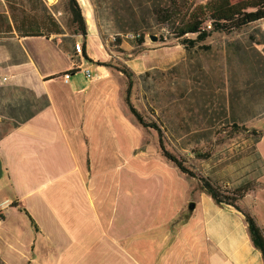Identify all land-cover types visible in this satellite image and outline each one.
Segmentation results:
<instances>
[{
  "label": "crops",
  "instance_id": "crops-1",
  "mask_svg": "<svg viewBox=\"0 0 264 264\" xmlns=\"http://www.w3.org/2000/svg\"><path fill=\"white\" fill-rule=\"evenodd\" d=\"M13 28L0 35V113L11 125L0 136L4 261L264 264L245 215L165 158L159 136L130 112L126 76L93 55L95 31L64 46ZM74 58L93 78L76 70L65 80ZM17 108L26 113H10ZM255 128L264 130L261 119ZM256 149L264 161V133ZM258 182L240 205L264 231V174ZM10 214L26 224L28 239L11 233Z\"/></svg>",
  "mask_w": 264,
  "mask_h": 264
},
{
  "label": "rangeland",
  "instance_id": "rangeland-1",
  "mask_svg": "<svg viewBox=\"0 0 264 264\" xmlns=\"http://www.w3.org/2000/svg\"><path fill=\"white\" fill-rule=\"evenodd\" d=\"M52 1L13 0L11 10L6 0H0L1 29L11 25L0 35L11 36L14 26L23 28L31 22H36V29L46 34L54 19L62 33L50 36L57 37L64 46L85 41L74 31L68 0ZM79 1L88 29L96 33L99 52L93 55L99 63L117 71V67L127 66L134 72L132 102L148 120L162 127L170 151L227 189L244 180L255 181L264 173L255 154L259 137L251 132L260 119L264 123V91L254 69L264 47V21L230 34L215 33L202 43L211 47L206 49L187 48L167 28L150 19L135 31L144 35V42L140 43L138 38L127 39L128 31L117 29L109 1ZM256 1L187 0L177 7V13L185 20H205L210 14L242 9ZM154 35L156 41L152 39ZM26 100L30 103L33 98L26 96ZM10 113L26 111L17 108ZM6 121L0 113V136L10 130ZM148 130L152 136L158 135L157 131ZM5 197L4 190L0 200ZM11 228L15 237L28 239L29 230L17 215L11 218ZM0 264L10 263L0 256Z\"/></svg>",
  "mask_w": 264,
  "mask_h": 264
},
{
  "label": "trees",
  "instance_id": "trees-1",
  "mask_svg": "<svg viewBox=\"0 0 264 264\" xmlns=\"http://www.w3.org/2000/svg\"><path fill=\"white\" fill-rule=\"evenodd\" d=\"M111 3L112 15L119 31H133L141 29L142 22L148 23L150 19L156 20L163 27L167 28L171 34L179 39L187 48H194L202 46L210 49L211 47L203 45L209 37L215 33L230 34L241 30L247 26L264 21V0H257L254 4L248 5L242 9L223 10L213 14L205 20H185L179 18L177 7L187 3V0H107ZM11 10L13 7V0H6ZM68 11L71 15V22L75 27V33L81 34L85 39L88 36V24L83 7L79 0H68ZM14 16V14H13ZM15 18V17H14ZM15 21L16 18H15ZM36 22L25 24L22 31L27 35H45L36 28L39 25ZM41 25V24H40ZM44 27V25H42ZM11 28V25H8ZM17 30L20 29L16 27ZM46 35L61 34V26L52 19V27L46 28ZM140 43L144 42V35L138 37ZM264 44V43H263ZM86 54V51H85ZM88 60L89 57L85 55ZM260 60L256 61L254 69L257 71V79H259L260 87L264 91V47L260 52ZM105 65L104 63H99ZM117 69L125 74L128 80L126 90V103L130 112L134 115L136 120L147 129L157 131L159 136V148L162 155L169 161L173 162L184 174L195 178L200 183L202 190L210 194L218 204H227L234 206L237 210L242 212L249 226V231L254 245L262 252L264 257V231L259 225L256 217L248 210L240 205V201L247 193L258 187V179L264 173L259 174L255 181H243L233 189L223 188L216 185L213 180L191 167L188 162L180 155L174 154L165 144L164 131L162 127L153 120H148L140 110L132 102V93L134 88V72L127 66L117 67ZM251 132L260 137L264 130L252 129ZM256 156L264 167V161L256 149ZM28 264H31L30 262Z\"/></svg>",
  "mask_w": 264,
  "mask_h": 264
},
{
  "label": "built area",
  "instance_id": "built-area-1",
  "mask_svg": "<svg viewBox=\"0 0 264 264\" xmlns=\"http://www.w3.org/2000/svg\"><path fill=\"white\" fill-rule=\"evenodd\" d=\"M125 37L127 39H136L138 37H140V33L137 32H133V31H128L125 33ZM75 49H76V53L78 55H81L83 52V46L81 43H76L75 45ZM76 70H80L86 73L87 77L89 78H93V75L90 71L86 70L83 68V64L80 60H78L77 58L73 60V67L71 70H69L66 74H65V80L68 81L69 77H70V72L71 71H76ZM2 223V217L0 215V224Z\"/></svg>",
  "mask_w": 264,
  "mask_h": 264
},
{
  "label": "water",
  "instance_id": "water-1",
  "mask_svg": "<svg viewBox=\"0 0 264 264\" xmlns=\"http://www.w3.org/2000/svg\"><path fill=\"white\" fill-rule=\"evenodd\" d=\"M152 39H153L154 41H156V40H157V36H155V35L152 36ZM194 206H195L194 203H191L190 207L193 208Z\"/></svg>",
  "mask_w": 264,
  "mask_h": 264
},
{
  "label": "bare ground",
  "instance_id": "bare-ground-1",
  "mask_svg": "<svg viewBox=\"0 0 264 264\" xmlns=\"http://www.w3.org/2000/svg\"><path fill=\"white\" fill-rule=\"evenodd\" d=\"M53 1H54V0H53ZM53 1H52V2H53Z\"/></svg>",
  "mask_w": 264,
  "mask_h": 264
}]
</instances>
